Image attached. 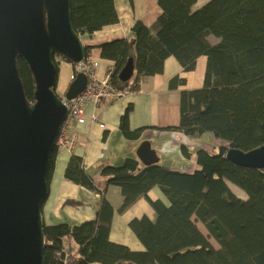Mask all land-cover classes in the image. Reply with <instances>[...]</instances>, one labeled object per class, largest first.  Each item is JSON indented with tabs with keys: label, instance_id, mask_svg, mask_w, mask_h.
I'll list each match as a JSON object with an SVG mask.
<instances>
[{
	"label": "trees",
	"instance_id": "trees-1",
	"mask_svg": "<svg viewBox=\"0 0 264 264\" xmlns=\"http://www.w3.org/2000/svg\"><path fill=\"white\" fill-rule=\"evenodd\" d=\"M196 3L158 0L162 12L153 26L137 20L133 37L104 42L99 48L102 57L114 61L109 82L117 88L127 85L120 72L134 58L133 90L142 77L163 73L170 56L185 71L194 70L198 58L206 56L203 87L181 91L180 123L167 129L190 137L211 132L227 144L217 151L215 145L199 148L200 167L193 171L173 169L160 161L145 165L138 156L102 167L107 184L122 190L121 213L141 198L155 210L153 219L145 215L130 221L143 250L110 239L114 207L93 174L85 170L82 157L72 155L65 177L101 194L96 218L66 219L53 225L43 221L44 264H264V169L241 166L227 157L231 148L250 151L264 145V0H209L195 9ZM71 17L75 31L89 37L119 22L116 0H71ZM211 36L219 41L213 43ZM93 47L85 46L86 57ZM17 62L26 98L34 104L33 74L25 59L18 57ZM185 83L176 75L170 87ZM132 110L129 104L119 127L125 137L136 140L145 128H130ZM182 152L190 158L185 145ZM57 154L55 148L49 185ZM155 187L164 199L150 196Z\"/></svg>",
	"mask_w": 264,
	"mask_h": 264
},
{
	"label": "water",
	"instance_id": "water-1",
	"mask_svg": "<svg viewBox=\"0 0 264 264\" xmlns=\"http://www.w3.org/2000/svg\"><path fill=\"white\" fill-rule=\"evenodd\" d=\"M56 53L75 63L86 58L80 34L72 26L71 0H0V264H44L42 208L49 194L48 171L68 107L54 87ZM18 57L26 60L35 81L31 104L25 95ZM136 73L131 57L120 72ZM88 83L85 73L71 82L72 100ZM145 165L159 162L152 142L137 150ZM234 163L264 169V145L250 151L231 148Z\"/></svg>",
	"mask_w": 264,
	"mask_h": 264
},
{
	"label": "crops",
	"instance_id": "crops-1",
	"mask_svg": "<svg viewBox=\"0 0 264 264\" xmlns=\"http://www.w3.org/2000/svg\"><path fill=\"white\" fill-rule=\"evenodd\" d=\"M207 1L209 0H197L195 9L200 8ZM116 8L119 15L118 23L103 27L93 37L81 36L84 46H94L89 56L99 61L96 73L98 78L102 80L109 78L114 61L101 56L99 45L118 38L133 37V26L137 20H142L146 25L153 26L162 12L157 0H116ZM205 57L200 56L197 64L201 60H205L207 65V57ZM72 68V62L65 59L59 64L56 90L61 95L68 91L72 82L70 78ZM195 71L196 68L192 71H185L177 58L170 56L165 61L164 72L144 76L138 91L117 100L108 99L98 108H95L94 103L88 102L86 105V123L80 125L75 123L72 126L73 132L79 137L75 150L73 152L58 150L48 198L42 209L43 221L46 224L62 223L66 219L83 222L96 218L101 194L78 185L65 177L69 160L72 155H78L83 159L85 170L93 174L96 184L97 182H104L107 185L106 187L97 184L101 188L106 187L105 196L114 207L110 239L125 244L133 250L144 249L142 243H139L140 246L135 245L136 247L132 245V243L134 244V240H131L133 235L127 223L134 217L133 207L136 204L144 205L146 200L141 199L121 213L119 208L124 202L122 190L118 185L107 184L108 176L102 174V167L113 165L112 163L118 157L115 143L119 144L118 149L119 146H122L127 152L133 146L132 143L139 140L125 137L119 127L121 116L129 104H133V110L130 113V128L132 130L145 128L140 140L152 142L153 149L162 164L164 162L161 161V153H166L167 161L170 160L171 155L179 154L184 162L188 161L187 167L164 164L173 169L185 171H193L200 167L196 159L198 149L213 148L206 142L205 136L202 139L204 134L190 137L183 132L167 129L169 126H176L180 123V93L184 89H195ZM176 75L185 78L186 83L172 89L170 80ZM94 114L98 115V122L93 121ZM100 123H104L106 128H102ZM189 144L193 146L190 147ZM206 144H209L210 147L208 148ZM184 145L190 152V158H187L182 152ZM232 189L236 192L234 188ZM73 199H80L84 203L78 205L66 203L67 200ZM47 208L49 209L48 212H46ZM145 211L148 217L154 218L155 210L151 206H147ZM151 213L153 214L151 215Z\"/></svg>",
	"mask_w": 264,
	"mask_h": 264
},
{
	"label": "rangeland",
	"instance_id": "rangeland-1",
	"mask_svg": "<svg viewBox=\"0 0 264 264\" xmlns=\"http://www.w3.org/2000/svg\"><path fill=\"white\" fill-rule=\"evenodd\" d=\"M158 1V0H157ZM81 37V36H80ZM82 40V39H81ZM210 40L213 42V43H217L218 41H219V39L218 38H216V37H214V36H211L210 37ZM90 57V56H89ZM92 58V57H91ZM206 58V57H205ZM63 59V58H62ZM93 60H95V61H97L98 62V65H99V61L98 60H96V59H94V58H92ZM72 64H73V66L75 67V65L77 64V63H75V62H73L72 61ZM98 65H97V67H98ZM96 67V68H97ZM96 68H95V71H96ZM113 68V67H112ZM74 70V69H73ZM72 70V71H73ZM72 71H71V73H70V78L72 77L71 76V74H72ZM80 73H83V72H80ZM206 73V61L205 60H201L200 62H198V64H197V67H196V71H195V77H194V85H195V88H201V87H203V79H204V74ZM79 74V73H78ZM78 74L76 75V77L75 78H71V80H72V82L77 78V76H78ZM97 74V73H96ZM110 75V74H109ZM98 77V76H97ZM129 81H134V76L130 79V80H128V81H126L127 82V84H128V82ZM142 81H143V77L139 80V88H140V85L142 84ZM139 89H135V90H132V92H130V93H133V92H136V91H138ZM130 93H128V94H126V95H124V96H121V97H119V98H117V99H120V98H123V97H126V96H128ZM66 94V93H65ZM64 94V95H65ZM117 99H114V100H117ZM88 102H92V101H88ZM88 102L84 105V109H85V113H86V121H87V111H86V105L88 104ZM92 103H94V102H92ZM104 103V102H103ZM103 103H101V104H103ZM101 104H96V103H94V105H95V108H98ZM92 119H93V121L94 122H98V115L97 114H94L93 115V117H92ZM86 121L84 122V123H86ZM84 123H77L78 125H80V124H84ZM105 126V127H102V126ZM100 126L102 127V128H106V125L104 124V123H100ZM61 133V132H60ZM143 135V134H142ZM142 135H141V137H142ZM205 136V140H206V142L207 143H209L210 145H215V148H214V150L215 151H217L218 150V148L220 147V146H222V145H226L227 144V142L224 140V139H217L211 132H207V133H204V135H202V139H203V137ZM78 135L76 134V133H74L73 132V130H72V128L70 129V132H69V135H68V140L70 141V146H71V148H69V147H67V148H65L64 150H68V151H70V152H73L74 150H75V147H76V145H77V142H78ZM141 138H139V140H137V141H134L132 144H133V146L130 148V149H128L127 150V152H126V150L125 149H123V147L122 146H119V149H118V145L119 144H117V143H115V147L117 148L116 150H117V152H118V157L114 160V162L112 163L113 165H120L122 162H121V160H123V159H125V157H127V156H133V157H135V156H137V150H138V148H139V146L142 144V142L144 141H142V140H140ZM209 144H206V146L209 148L210 147V145ZM189 146L190 147H192L193 145L192 144H189ZM63 151V150H62ZM120 158H121V160H120ZM160 158H161V161L162 162H164V163H166V164H168V165H171V166H176V167H179V166H182V167H187V165H188V161H186V162H184L183 161V159L181 158V156L178 154V155H171L170 156V160L169 161H167L166 159V153H161V156H160ZM124 161V160H123ZM163 163V164H164ZM93 172V171H92ZM97 184L98 185H101V186H106L107 187V185L104 183V182H97ZM97 185V186H98ZM230 186H231V188H234V186L232 185V184H230ZM99 187V186H98ZM106 187H104V188H101V187H99L100 189H102V190H104V191H106ZM98 193V192H97ZM237 193H238V195H240L241 197H244V198H246V194L244 193V192H242V191H240L239 189H237ZM150 196L151 197H153V198H165V196H164V194L162 193V191L158 188V187H155L151 192H150ZM98 197V196H97ZM141 199H144V200H146V201H144V205H142V204H136V203H138ZM140 200H138L136 203H134V210H133V213H134V217L132 218V219H134V218H141V217H143V216H145L146 214H145V208L147 207V206H151V204H150V202L147 200V199H145V198H141ZM44 206V205H43ZM152 207V206H151ZM48 208L46 209V212H48ZM153 213H151V215H152ZM146 216H148V215H146ZM131 219V220H132ZM130 220V221H131ZM130 221H129V223H127V226H128V228L132 231V235L133 236H131V240H134V244L132 243V245L134 246V247H136V246H140V244L139 243H141V241L139 240V238H138V236H137V234L131 229V227H130ZM136 245V246H135Z\"/></svg>",
	"mask_w": 264,
	"mask_h": 264
},
{
	"label": "built area",
	"instance_id": "built-area-1",
	"mask_svg": "<svg viewBox=\"0 0 264 264\" xmlns=\"http://www.w3.org/2000/svg\"><path fill=\"white\" fill-rule=\"evenodd\" d=\"M98 62L91 57H86L83 61L77 63L72 71L71 78H75L80 72H83L88 77V83L82 93L76 96L74 99L69 100L66 97L63 98L65 105L68 107V117L64 122L62 131L59 136L58 144L64 148H71L70 141L65 135V131L71 125L72 121L77 123H84L86 121V113L84 105L88 101L101 104L108 99H117L132 92L133 81H129L123 88H117L110 84L109 78L102 80L97 77L95 68ZM102 127H105L104 125Z\"/></svg>",
	"mask_w": 264,
	"mask_h": 264
},
{
	"label": "flooded vegetation",
	"instance_id": "flooded-vegetation-1",
	"mask_svg": "<svg viewBox=\"0 0 264 264\" xmlns=\"http://www.w3.org/2000/svg\"><path fill=\"white\" fill-rule=\"evenodd\" d=\"M62 57L60 56V55H58V56H56V61L58 62V64H61V62H62ZM74 69V66H73V68H72V70ZM64 97H66L65 95H64ZM75 123H77L76 121H72L71 122V125L67 128V130L65 131V135H66V137L68 138V135H69V132H70V129L72 128V126L75 124ZM59 140V139H58ZM58 150L60 149V150H64L65 148L64 147H60L59 146V144H58Z\"/></svg>",
	"mask_w": 264,
	"mask_h": 264
}]
</instances>
